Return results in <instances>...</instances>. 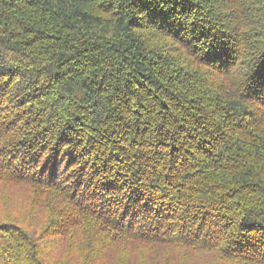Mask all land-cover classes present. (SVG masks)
<instances>
[{
    "label": "trees",
    "instance_id": "1",
    "mask_svg": "<svg viewBox=\"0 0 264 264\" xmlns=\"http://www.w3.org/2000/svg\"><path fill=\"white\" fill-rule=\"evenodd\" d=\"M226 1L0 0V264H264V8Z\"/></svg>",
    "mask_w": 264,
    "mask_h": 264
},
{
    "label": "rangeland",
    "instance_id": "2",
    "mask_svg": "<svg viewBox=\"0 0 264 264\" xmlns=\"http://www.w3.org/2000/svg\"><path fill=\"white\" fill-rule=\"evenodd\" d=\"M245 1L248 2L247 3V6H249L248 7V13H249L250 6H251L250 12L254 9V7H253V3L254 2L257 3V6L258 7L262 6L264 8V0H243L240 3L238 2L239 3V7L238 6H234L233 9H230V11L232 13H234V14H238L239 13V15H241L243 11L242 12L239 11L237 9V7L239 9L242 8V6H244L242 2H245ZM214 2H215V0H214ZM220 4H221V6H219V8H223V11L227 13L228 10H229L228 9L229 7H226V6H228V2L226 0H220ZM262 7H261V10H263ZM257 9L260 10L259 8H257ZM227 16L230 17L231 20H233V18H235L237 15H233V14H230L229 15V14H227ZM263 19H264V13H263V15L262 14L261 15H256V22L257 23L260 22V21L262 22ZM2 31H3V28L0 25V41H5L6 36L2 33ZM4 104L6 105L7 103H3V105L0 106V108H1V111H0V123L3 122V121H5V120H7V118H9V116H10L9 114H12V113H8V112L5 111V105ZM26 108H28V107L22 108L20 112L26 110Z\"/></svg>",
    "mask_w": 264,
    "mask_h": 264
}]
</instances>
